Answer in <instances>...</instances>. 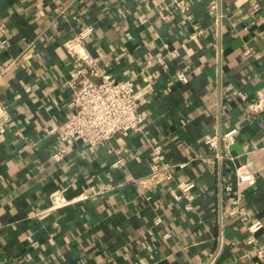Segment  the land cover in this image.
<instances>
[{
  "label": "crops",
  "instance_id": "0c3cea01",
  "mask_svg": "<svg viewBox=\"0 0 264 264\" xmlns=\"http://www.w3.org/2000/svg\"><path fill=\"white\" fill-rule=\"evenodd\" d=\"M211 1L0 0V264H262L247 223H264V110L240 92L264 97V0H218L217 24ZM89 25L85 47L106 73L135 80L147 119L98 145L62 143L48 130L73 111L77 64L64 43ZM194 25L205 32L190 39ZM161 154L175 177L146 191L138 179ZM241 165L256 174L240 187L244 217L225 189ZM181 180L195 182L193 199L177 198Z\"/></svg>",
  "mask_w": 264,
  "mask_h": 264
},
{
  "label": "built area",
  "instance_id": "2783aa9c",
  "mask_svg": "<svg viewBox=\"0 0 264 264\" xmlns=\"http://www.w3.org/2000/svg\"><path fill=\"white\" fill-rule=\"evenodd\" d=\"M176 4L189 10L185 0H177ZM210 13L215 15V23L222 19V12L219 10L218 0H212L210 3ZM188 17L191 18L190 12ZM7 24L0 19V32L6 30ZM94 31L92 25L86 26L78 31L76 36L65 41V47L76 61V68L71 72L67 81L72 89L73 98L71 104L73 111L68 119L60 125L48 130L49 133L57 134L60 142L65 143L74 138H80L90 145H98L109 141L116 132L128 133L130 131H142L147 119L146 113L140 109V92L133 78L119 79L106 73L100 63V59L93 55L84 45V40ZM204 29L194 25V31L189 35L190 39L197 38L204 34ZM6 42V40H4ZM176 56L175 52H172ZM163 57H157V62H162ZM164 66L168 67L167 63ZM153 74H144L142 79L147 86L152 84ZM178 76L182 80H187L185 71H178ZM96 78H100L97 81ZM240 96L247 102L252 113H258L264 110V97L250 100L246 93L240 92ZM8 120V110L5 104L0 100V132H5L6 122ZM236 128L225 131L221 139L230 143L234 139ZM206 144L217 150L220 143L219 135L207 134L204 136ZM65 153L64 148L57 150L53 156L56 159H62ZM221 153H216V159L222 158ZM177 164L168 161L161 154L159 160L152 166L150 172L138 179L141 187L146 191H152L160 187L164 181L173 180L175 177V168ZM256 174L245 165L236 168V182L227 183L225 186L228 191V201L232 204L231 212L243 216L244 207L241 204L240 187L244 183L254 184ZM181 194L177 198L186 196L193 199L192 189L195 182L190 180H181L177 184ZM58 206L53 204V207ZM249 238L247 242L252 244V250L257 260L264 264V237L258 235L264 227L261 220L247 223Z\"/></svg>",
  "mask_w": 264,
  "mask_h": 264
},
{
  "label": "water",
  "instance_id": "95a60500",
  "mask_svg": "<svg viewBox=\"0 0 264 264\" xmlns=\"http://www.w3.org/2000/svg\"><path fill=\"white\" fill-rule=\"evenodd\" d=\"M97 81H100L101 79L100 78H96Z\"/></svg>",
  "mask_w": 264,
  "mask_h": 264
}]
</instances>
